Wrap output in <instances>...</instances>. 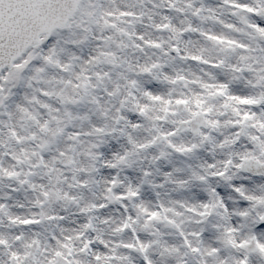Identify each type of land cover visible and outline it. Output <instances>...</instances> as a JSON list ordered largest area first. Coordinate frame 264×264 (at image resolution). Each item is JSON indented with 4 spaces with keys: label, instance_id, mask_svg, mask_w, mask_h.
Here are the masks:
<instances>
[{
    "label": "snow or ice",
    "instance_id": "snow-or-ice-1",
    "mask_svg": "<svg viewBox=\"0 0 264 264\" xmlns=\"http://www.w3.org/2000/svg\"><path fill=\"white\" fill-rule=\"evenodd\" d=\"M0 264H264V0H0Z\"/></svg>",
    "mask_w": 264,
    "mask_h": 264
}]
</instances>
